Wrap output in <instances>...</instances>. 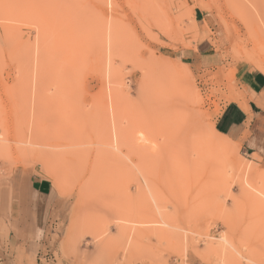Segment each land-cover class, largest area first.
<instances>
[{
	"label": "rangeland",
	"instance_id": "1",
	"mask_svg": "<svg viewBox=\"0 0 264 264\" xmlns=\"http://www.w3.org/2000/svg\"><path fill=\"white\" fill-rule=\"evenodd\" d=\"M116 1L0 0V264H264V149L215 131L264 75V0Z\"/></svg>",
	"mask_w": 264,
	"mask_h": 264
},
{
	"label": "crops",
	"instance_id": "2",
	"mask_svg": "<svg viewBox=\"0 0 264 264\" xmlns=\"http://www.w3.org/2000/svg\"><path fill=\"white\" fill-rule=\"evenodd\" d=\"M202 47V44L198 46L199 55ZM241 79L249 101L241 106L236 103L228 105L216 119L215 131L255 155L264 149V107L259 104L264 102V75L242 71ZM30 190L34 197L30 210L34 213L33 232L36 234L39 226L38 216L46 208V202L54 195V190L49 180L35 177L31 181Z\"/></svg>",
	"mask_w": 264,
	"mask_h": 264
},
{
	"label": "bare ground",
	"instance_id": "3",
	"mask_svg": "<svg viewBox=\"0 0 264 264\" xmlns=\"http://www.w3.org/2000/svg\"><path fill=\"white\" fill-rule=\"evenodd\" d=\"M117 1L116 0H110V4H111V6H113V5H115V3H116ZM236 7V6H235ZM239 7V6H238ZM241 8V7H240ZM242 9V8H241ZM220 10V9H219ZM241 11H243V10H241ZM251 19V18H250ZM225 26V25H224ZM226 27V26H225ZM116 30H117V26L116 25H110L109 27H107V42L109 43V50H111V47H112V44L114 43L115 44V39H116ZM226 30H227V28H226ZM229 34V33H228ZM240 45V44H239ZM236 46V45H235ZM240 48V47H239ZM238 48V49H239ZM234 51V50H233ZM253 53V52H252ZM246 54H248V52L246 53ZM169 63L166 65V78L167 77H169V78H171V76H173V78L175 77H178V76H174L173 74H174V72L172 73V68H173V70H175L176 71V69L174 68V67H172L171 65H169L171 68H169ZM177 71H179V70H177ZM176 71V74L175 75H177V73H178V75H179V72H177ZM185 71V70H184ZM180 74H181V72H180ZM171 75V76H170ZM183 78V77H182ZM193 90V89H192ZM193 92V91H192ZM192 95V94H191ZM195 96V95H194ZM241 98V97H240ZM192 100H194V99H192ZM198 100V99H197ZM240 100V99H239ZM246 102V101H245ZM194 103H196V102H194ZM197 105V104H196ZM112 110H113V108H112ZM187 111V110H186ZM108 113H107V110L105 111V108H104V110H103V124L105 125V127L103 126V130L102 131H104L105 132V138L107 139L106 141L107 142H111V140L112 139H114L115 140V142H118V144H119V146L117 147V149L119 150H121V148H122V146L120 145V142L119 141H121V138H123V136H125V131H124V129L121 127V125H120V121L118 120V119H114V118H116V116H114V111H113V113H112V116H113V119L114 120H112L113 121V125H109V117H108ZM188 116V115H187ZM188 118V117H187ZM186 121H188L187 119H186ZM186 125V124H185ZM201 133V132H200ZM203 133V132H202ZM39 135H38V133L37 134H35L34 135V137H38ZM198 137V140H197V138L195 139V141L197 140V142L195 143L196 145H195V147L198 149V151H200V150H202V152H203V150H207L208 148H210V151H212V150H216L218 153H219V156H221V157H227L228 155L230 156V154H233V152H234V149L233 148H228V146H224V145H220L219 143H215L214 141H210L209 139H208V137L205 135V134H202V135H197ZM129 137V136H128ZM128 137H127V142H128ZM130 140H133V138L132 137H130ZM172 139L170 138L169 139V141H171ZM194 140V139H193ZM105 141V142H106ZM104 142V141H103ZM132 142H134V141H132ZM228 142V141H227ZM166 143H167V138H166ZM228 143H230V142H228ZM2 144V143H1ZM5 145V144H4ZM121 147V148H120ZM4 150H6L5 149V147L4 146H2V145H0V155H2V157H4L5 155H6V153L8 152L7 150H6V152L4 151ZM139 150V149H138ZM169 151V148H168V145H166V152H168ZM5 153V154H4ZM105 155V154H104ZM103 155V156H104ZM110 155H112V154H110ZM114 155H116V154H114ZM108 156V155H107ZM106 156V157H107ZM109 157V156H108ZM111 157V156H110ZM105 157H103V159H104ZM112 158H114L113 157V155H112ZM105 159H108V158H105ZM114 160V159H110V162H112V161ZM109 161V160H108ZM107 161V162H108ZM244 178V177H243ZM242 179V178H241ZM245 180L247 181L246 183H249V182H253L252 181V179H251V176L249 177V180H248V177H246L245 178ZM257 185V184H256ZM255 188H256V191H259L258 193H260V195H261V197L260 198H258L256 195V197L254 198V195H253V198H251V199H253L254 201H252V203L253 204H255L256 206H258L259 207V209H262V210H264V191L260 188V187H256V186H254ZM253 187V188H254ZM247 192V191H246ZM152 193V192H151ZM248 193V192H247ZM248 195H251L250 193H248ZM248 195H246V196H248ZM249 197V196H248ZM252 197V196H251ZM155 200H156V198H155ZM130 213V212H129ZM133 214H135L134 212H132ZM138 213V212H137ZM140 213V212H139ZM138 213V214H139ZM130 215H132L131 213H130ZM162 215V214H161ZM125 217H126V219H127V221H128V217L126 216V214L124 215V220L126 221V219H125ZM130 218L131 219H133V217L132 216H130ZM131 219H129V221H131ZM136 221V220H135ZM123 223H124V221H123ZM156 231H159V230H156ZM156 231H155V233H156ZM160 232H162V230L161 231H159V232H157V233H159L158 234V236L161 234L162 235V233H160ZM154 233V234H155ZM157 233H156V235H157ZM165 233V232H164ZM166 236V235H165ZM162 237H163V235H162ZM159 238H160V236H159Z\"/></svg>",
	"mask_w": 264,
	"mask_h": 264
}]
</instances>
